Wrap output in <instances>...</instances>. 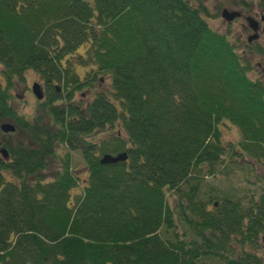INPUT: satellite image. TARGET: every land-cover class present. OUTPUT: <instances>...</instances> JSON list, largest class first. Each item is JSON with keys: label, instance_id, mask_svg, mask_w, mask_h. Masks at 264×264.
Segmentation results:
<instances>
[{"label": "trees", "instance_id": "1", "mask_svg": "<svg viewBox=\"0 0 264 264\" xmlns=\"http://www.w3.org/2000/svg\"><path fill=\"white\" fill-rule=\"evenodd\" d=\"M193 2L0 0V119L22 129L10 92L31 71L47 124L0 157V264H264V189L201 200L237 155L225 124L264 173V85ZM98 76L107 92L76 103ZM116 127L125 140L85 139ZM57 146L81 157L83 182Z\"/></svg>", "mask_w": 264, "mask_h": 264}, {"label": "rangeland", "instance_id": "2", "mask_svg": "<svg viewBox=\"0 0 264 264\" xmlns=\"http://www.w3.org/2000/svg\"><path fill=\"white\" fill-rule=\"evenodd\" d=\"M189 2L194 1L193 3H201L204 9L208 12V17H206L210 28L217 33L227 36L229 41L237 47L235 51L239 56L245 55V59L250 61L252 71L249 73V78L253 81H261L264 85V61L259 59L260 57L255 54L244 53V41L240 38L243 34L241 25H245V22L241 21L239 24H234L233 26H228L221 19V12L225 9L235 11L241 6V4H246L248 7L245 8L246 15L260 14L259 0H188ZM250 1V2H249ZM253 1L254 3H252ZM242 7V6H241ZM261 15V14H260ZM246 26V25H245ZM252 34L250 33L249 36ZM243 40V42H242ZM258 47L264 49V35L261 41L259 42ZM81 52V51H80ZM260 65L261 69L256 70L257 66ZM86 73L87 70H84ZM80 78H82L80 76ZM108 76L106 77H96L92 83L91 89L83 90L79 93H76L74 96V101L86 105L93 97L100 93H106L109 89V80ZM37 77L31 72L27 71L24 73V81L21 85H15L13 90L10 92V109L18 121L22 122V129L15 126L12 122L7 120L0 119V127L2 125H10L15 129L14 134H2L0 132V150L4 147H9L16 149L17 147L30 148L33 146L32 142L29 139L28 132L23 129L27 128L28 125H35V120H39L38 128L45 127V116L43 111L40 110L38 103L26 90V86L29 88L32 84L37 83ZM63 96V94L61 93ZM42 120V121H41ZM47 125V124H46ZM120 135V139L125 140L126 137L124 132L118 127L114 129H106L99 133H94L93 139L85 138L88 143H93L94 145H99L101 142H109L116 135ZM221 140L227 146L235 147L236 158L231 162L232 164H224V167L219 169V174L215 178H210L205 180L202 183V195L201 200L206 201L209 197H218L225 198L232 196L235 201L241 196H248L249 198L253 195L258 196L260 189H264V183H262V177L264 176L263 170L261 167L254 164L248 157L239 156L238 153V144L240 138L237 130L225 124L220 127ZM117 137V136H116ZM5 150V149H4ZM68 154L70 160V170L71 172L83 182L86 178L85 168L83 166L81 157L76 152H67L64 147H56V156H64ZM100 158V156H99ZM45 175V173H43ZM78 193L76 189L75 193ZM174 197L169 195L167 198V205L170 208H174ZM243 204V203H242ZM210 208V207H208ZM175 213V210H173ZM163 233V232H162ZM182 230H178V236L181 237ZM168 237V236H166ZM200 264H215L212 261H203Z\"/></svg>", "mask_w": 264, "mask_h": 264}, {"label": "flooded vegetation", "instance_id": "3", "mask_svg": "<svg viewBox=\"0 0 264 264\" xmlns=\"http://www.w3.org/2000/svg\"><path fill=\"white\" fill-rule=\"evenodd\" d=\"M250 2V1H249ZM252 3H254L253 1H251ZM242 6V7H241ZM241 6L239 8H237L235 11L233 10L232 12H236L239 14V17L230 25L228 26H233L234 24H239L241 21L245 22V25H241L242 27V30H243V34L240 36L241 39L245 40L244 42V53H250V54H255V50L256 48L258 47H255V46H258L259 42L261 41V39L263 38V35H264V12H261L260 14H257V15H254L253 17L251 15H246V10L245 8H247L248 6L246 4H241ZM231 11V10H230ZM248 19H254L257 23H258V35H259V39L257 41H252V42H249V38L251 36L250 33V29H249V25L247 24V20ZM242 40V42H243ZM238 44V43H237ZM237 44H235L237 47ZM260 49V48H258ZM260 51H262L264 53V49H260ZM245 56V55H244ZM257 56V55H256ZM261 59V58H259ZM259 69H261V66L258 65L256 70L258 71ZM264 71V70H263ZM264 73V72H263ZM38 80V79H37ZM34 85V84H32ZM31 85V87H32ZM35 85H37L40 89V92L42 94V101H39L37 102L38 103V106L40 108V110L44 111L43 110V103H44V100H45V87L44 85L38 80L37 83H35ZM31 87L29 88L28 86H26V90L29 92V94H31V96L33 97L32 95V92H31Z\"/></svg>", "mask_w": 264, "mask_h": 264}, {"label": "water", "instance_id": "4", "mask_svg": "<svg viewBox=\"0 0 264 264\" xmlns=\"http://www.w3.org/2000/svg\"><path fill=\"white\" fill-rule=\"evenodd\" d=\"M238 17H239L238 13L230 12L228 10H223L222 13H221V19L224 22H226L227 24H231ZM247 24L249 25L248 27L253 33L252 37L249 38V42L257 41L259 39V37L257 35V32H258L257 23L254 20H252V19H248L247 20ZM31 92H32V95H33V97L35 98L36 101H42V94H41L40 89H39V87L37 85H33L32 86ZM0 132L2 134H4V135L12 134L14 132V129L10 125H2L0 127ZM0 157L4 161H8L7 153L4 150L0 151ZM126 161H127V156L125 154L118 155L116 157L103 156L100 159L99 164L101 166H111V165H115V164H118V163H125Z\"/></svg>", "mask_w": 264, "mask_h": 264}]
</instances>
